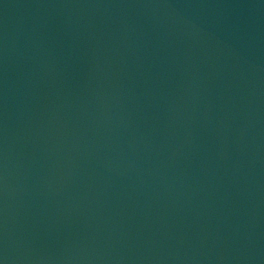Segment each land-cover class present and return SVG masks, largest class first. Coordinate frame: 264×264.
Segmentation results:
<instances>
[{
    "label": "water",
    "instance_id": "95a60500",
    "mask_svg": "<svg viewBox=\"0 0 264 264\" xmlns=\"http://www.w3.org/2000/svg\"><path fill=\"white\" fill-rule=\"evenodd\" d=\"M0 264H264V0H0Z\"/></svg>",
    "mask_w": 264,
    "mask_h": 264
}]
</instances>
